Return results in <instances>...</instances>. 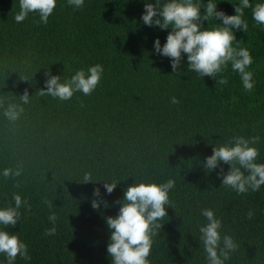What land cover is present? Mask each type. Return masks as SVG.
Listing matches in <instances>:
<instances>
[{
  "label": "trees",
  "instance_id": "1",
  "mask_svg": "<svg viewBox=\"0 0 264 264\" xmlns=\"http://www.w3.org/2000/svg\"><path fill=\"white\" fill-rule=\"evenodd\" d=\"M145 2L85 0L74 9L57 0L43 24L36 13L16 23L19 0H0V100L7 107L20 103L25 89L31 96L15 123L0 107V171L23 169L19 177L0 176V206L14 205L17 193L27 201L20 222L7 226L29 247L31 260L17 257L16 264H111L106 217L119 212L124 190L136 179L170 178L174 207L153 238L151 264H207L202 208H212L239 245L227 264H264V186L238 195L221 186L220 167L209 173L201 163L233 136L259 137L257 162L264 163V26L246 9L248 31L235 33L253 56L255 87L247 92L230 65L222 73L227 85L188 71L186 56L173 73L170 59L154 51L156 38L163 44L171 29L144 24ZM234 9L230 0L218 4L229 15ZM97 63L104 73L91 95L61 101L40 94L49 71L63 81ZM86 174L96 181L83 182ZM99 180L120 182L108 194ZM94 199L109 206L94 209ZM52 210L57 231L47 236Z\"/></svg>",
  "mask_w": 264,
  "mask_h": 264
},
{
  "label": "clouds",
  "instance_id": "2",
  "mask_svg": "<svg viewBox=\"0 0 264 264\" xmlns=\"http://www.w3.org/2000/svg\"><path fill=\"white\" fill-rule=\"evenodd\" d=\"M221 0H146L142 20L147 26H159L161 30L171 29L166 41H154L156 54L167 57L171 61L173 73L181 70L180 65L187 57L188 71L197 73L205 78L209 76L220 85H227L228 79L222 75L231 66L234 73H238L245 91L251 92L255 87L254 73L250 71L253 56L248 48L238 43L236 31L247 33L249 25L245 19V10L251 9L252 19L257 25L264 26V0L255 4L252 0H230L235 5V14L229 15L218 10ZM67 4L74 9H82L85 0H67ZM57 6V0H19L20 11L15 15L16 23H22L30 13L39 15L40 23L47 24L49 17ZM204 11H201V9ZM205 21L208 22L205 27ZM235 42V43H234ZM104 73L101 64H94L87 69L77 70L70 79L63 80L60 75L46 73L45 88H41V95L58 98L61 101L70 100L74 93L82 92L91 95L100 84ZM217 77L219 79L217 80ZM27 81V79H24ZM20 103H8L3 106L2 115L15 123L24 113L23 105L31 102L27 89L19 95ZM171 103H180L176 97ZM259 137L246 138L233 136L228 142L215 144L213 153L202 161L204 169L211 173L220 167L217 173L221 178V186L231 189L238 195L257 192L264 186V163L257 162L259 149L255 146ZM210 143V142H209ZM222 164H229L224 171ZM23 169L4 168L0 176L19 177ZM96 181L91 174L84 176L83 182ZM104 181V188L111 194L120 181ZM175 188V179L166 182L137 180L124 190L119 212L115 216H107L106 224L110 232L107 253L111 257V264H151L149 259L153 245V238L162 229L161 221L168 216L167 208L174 207L170 199V191ZM94 196H100V189L94 190ZM14 205L0 206V264H16L17 257L30 261L29 247L20 239L18 233H12L7 226H16L21 219L20 209L27 201L17 193L12 197ZM108 207L106 200L94 199L92 207L99 209L101 203ZM49 209L52 205L45 199ZM200 214L205 222L199 226V240L206 254L207 264H227L232 253L238 250V243L232 235L222 232L223 220L217 216L212 208H202ZM255 213L249 210L247 218L251 220ZM57 213L52 210L49 221L52 227L45 230V235H55L57 228Z\"/></svg>",
  "mask_w": 264,
  "mask_h": 264
}]
</instances>
